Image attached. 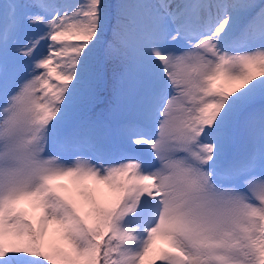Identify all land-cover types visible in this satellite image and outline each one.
<instances>
[{
    "label": "snow or ice",
    "instance_id": "snow-or-ice-1",
    "mask_svg": "<svg viewBox=\"0 0 264 264\" xmlns=\"http://www.w3.org/2000/svg\"><path fill=\"white\" fill-rule=\"evenodd\" d=\"M0 264H264V0H0Z\"/></svg>",
    "mask_w": 264,
    "mask_h": 264
}]
</instances>
